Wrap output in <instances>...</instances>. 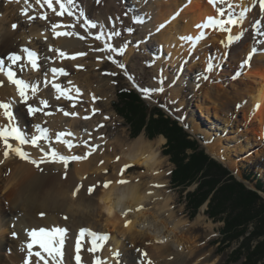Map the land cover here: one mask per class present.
<instances>
[{
    "label": "bare ground",
    "instance_id": "obj_1",
    "mask_svg": "<svg viewBox=\"0 0 264 264\" xmlns=\"http://www.w3.org/2000/svg\"><path fill=\"white\" fill-rule=\"evenodd\" d=\"M12 1V4H9L11 0L0 3V13H8L13 21L19 23V29L0 33V57H3L0 60L4 62L3 72L15 70L14 79L23 80L28 85H34L37 79L27 82V73L44 72L41 77L43 87H38L35 92L32 89L25 90L28 99L24 102L17 86L1 73L0 103L10 105L13 119L10 125L9 118L4 115L5 110L0 108V129L13 126L12 123L18 121L17 116L22 115L25 122L18 123V128L26 135V139L30 140L35 135L41 136L37 125L47 129V132L35 146L31 143L20 144L9 137V148L3 139H0V264L3 262L1 252L6 245L3 238L8 234L10 240L7 245L14 244L13 247L10 245V260L13 264H25L26 261L28 264H77L76 256H81L84 248L80 253L72 250L75 257L69 253L73 236L71 238L63 235L61 252L63 253L65 248L68 253V258L64 260L60 256L54 258L49 255L39 243H33L34 238L29 235L35 232V240L47 242L52 239L50 246H58L57 242L61 237L54 230L65 231L68 224L77 227L90 226L83 238L78 235L84 241L93 240V233L104 237L103 240L97 241L102 246L96 251L90 250L92 245L87 248V255L91 256V259H80V264H203L204 260L197 255L201 248L196 246V240L189 239L190 245H184L186 224L175 218L170 207L171 198L163 191L165 182L162 181L163 173L159 171L163 158L159 150L165 139L159 137L149 141L143 135L129 142L123 136L110 141L102 138L105 135L103 130H106L105 121L110 116L100 119V105L105 102L108 89L102 84L98 85L100 79L91 71L92 67L97 70L105 68L109 53L104 50L91 53V45L87 46L85 42L99 36L98 40H102L106 49L113 50L115 34L121 24V5L115 3V0H75L74 4L67 6L72 15H65V12L57 16L47 5L41 7L36 0H27V3L25 0ZM138 1V6L144 4L147 7V15L152 14L151 32L154 41L164 50L165 58L157 57L156 67L165 61V64L179 69V61L187 58V53L194 51L196 55L199 48L200 51L207 50L203 47L206 43L211 44L215 52L226 54L232 64L238 63V66H241L244 72H241L240 84L243 88L233 87L236 88L235 97L243 101V116L245 119L248 116V124L257 125L261 136L259 139L264 141V32L261 31L262 25L264 29V11L260 8V0H215L214 3L209 0ZM55 7L59 11V5ZM231 7L236 8L240 15L239 19H236L238 23L225 25L231 29L230 32L223 31L218 26H206L210 17L215 20H227L230 15H236L238 12L232 13ZM16 9L22 15L18 19L10 14ZM24 9H27L26 15L22 14ZM31 9H34L35 13ZM98 11L102 13L97 16L101 22L91 27V24L97 22L94 14ZM220 12L224 14L220 15ZM32 15H37L38 19L31 21L29 17ZM41 15H46L47 18L41 19ZM53 24L58 25L55 30ZM56 32L72 35L58 36ZM21 36L23 41L31 36L39 39L35 43L38 47L33 44L29 46L32 51L37 48L42 49L40 52L45 51L41 55L44 57V66L36 59L38 67L33 68L28 55L24 56L23 51L22 62L13 63L9 59L12 54L21 53L20 46L25 45L17 42V38ZM229 36H239L240 39H233L229 43ZM253 48L257 51L245 64L244 61ZM194 52L191 55H194ZM79 53L84 55H78ZM203 54L206 56V53ZM88 59L92 62L87 63ZM199 59L201 68L206 67L205 57ZM191 60L195 61V58H190L189 61ZM195 64L193 62L189 65L188 70L192 71ZM53 69H63V74L57 71L55 75L51 71ZM65 76H68L69 80L64 83L62 80ZM44 86L49 88L51 94L47 93ZM56 86H59V90ZM202 92L205 100L216 104L215 100L220 95L216 88L213 90L205 84ZM178 95L179 92L175 96ZM29 97H32L33 101H29ZM41 101H47V106ZM225 104L229 102L220 103L223 107ZM29 105L41 110L29 115ZM65 112L69 115H65ZM73 113L75 115H72ZM68 117L70 122L66 124L65 119ZM95 117L97 121L100 119L99 126L92 124ZM195 130L198 132L197 127L190 131ZM205 146L211 156L234 168L235 164L226 162L219 154L216 144ZM16 147L21 148L28 157L21 159L16 155L12 151V148ZM79 149L82 152H79ZM6 151L7 158L4 155ZM89 152L91 154L87 159L74 160L72 171L70 160H67L65 166V162L59 159L60 156H85ZM48 157L56 162L48 164L50 159L48 162L42 159ZM31 158H37L38 162L33 163ZM130 167L143 169L146 180H143L144 175L127 177L125 173ZM111 169L114 172L110 174ZM235 174L241 178L237 172ZM74 178L81 180L83 184L76 187L78 184ZM105 183H108L107 187L104 186ZM80 187L83 188L81 192L74 190L81 189ZM89 188H93L91 193ZM126 221H131L127 227ZM41 229L45 231L41 233ZM29 244H32L31 248L28 247ZM37 253L39 255H36Z\"/></svg>",
    "mask_w": 264,
    "mask_h": 264
},
{
    "label": "rangeland",
    "instance_id": "obj_2",
    "mask_svg": "<svg viewBox=\"0 0 264 264\" xmlns=\"http://www.w3.org/2000/svg\"><path fill=\"white\" fill-rule=\"evenodd\" d=\"M138 2V0H115V3L121 5L123 11L120 15L121 24L119 30L116 31L118 35L115 34V40L113 41V50L106 49L102 40H98L96 37L89 40L90 42H85L87 46L91 45V53L98 52V50H104L107 54L109 53V56L107 57L108 63L105 68L97 70L96 68L92 67L93 70L91 71L95 77L100 79L98 85L102 84L104 88L108 89L106 92V100L103 105H100V109L102 111L100 119L104 118V116H110L105 121L106 130H103L105 135H103L102 138L110 141L115 137L123 136L126 137L127 142H129L139 135H143L149 141L163 137L162 135H159L150 140L146 137L145 132L142 130L138 136L133 138L130 134L129 125L125 123L122 116L115 112L114 105L119 102L116 96L117 90L120 88L132 89L140 94L142 99L149 107L160 108L166 116L176 120L179 126L183 125L189 130H192L193 127H197L198 132L196 130L194 132L192 131L193 135L186 132L188 139L195 140L199 147L203 149V151L212 160L214 159L212 156H210L205 145L216 144L219 154L226 160V162H229L232 165L235 164V166L232 168L228 165H225L223 162L222 163L224 165L216 160L214 161L226 168L238 182H241L239 179L245 180L244 176L248 177L249 180H245V183L247 184L246 186L248 187H246L242 182L241 183L246 189H253L252 191H255L264 201V192L255 188L258 182L264 187V141L259 139L261 136L259 135L260 131L258 130L257 125L255 123L248 124V116H246V119L245 116H243L245 111L241 108L243 101L241 102L235 97L234 92L236 88H233L234 86H240V88H243V86L240 84L242 74L244 72L241 66L239 67L238 63L232 64L226 54H222L219 51L215 52V50L212 49L213 47L211 44L206 43L207 45L204 44L203 47L208 51L202 49V51H200L199 48V50L196 51V55L194 51H190V53H187V58H184L182 62L179 61L181 65L179 69H176V67H171L170 64H165V61H162L161 65L156 67V58L159 56L163 57L164 50L158 45V43L154 41V37L151 32L153 28L152 14L151 16L150 14L147 15V7L144 4L138 6ZM0 3L4 4L6 3V0L5 2L0 1ZM12 3L13 1L11 0L9 4ZM232 8L233 7H231L232 13L238 12L236 11V8ZM31 10L33 13H35L34 9ZM6 14L8 16L0 13L1 34L8 31L9 29L14 31L19 29V23L16 22V20L13 21L8 13ZM10 14H12V16L17 19L22 17L20 11L17 9ZM101 14V11H98L94 14L96 17L95 21H97L95 25H98L101 22L97 17ZM229 14L230 13H228V15ZM239 15L240 14L238 12L236 15H230L229 17H233L232 19L236 20L239 19ZM30 17H34V19H30L31 21L38 19H36L37 15H32ZM263 23L264 20L262 24ZM13 25H16L15 29L13 28ZM261 31L264 32L263 25ZM29 38L26 37V41H23L22 36L17 38V42L20 44H25L20 46V52L23 51L24 47L27 46L28 50H31V46H29L31 44H33L35 47H38L35 45V43L39 41V39L32 36ZM92 48L94 49L92 50ZM40 50L42 49H34V51L37 53V60L40 62L41 66H44V57L41 55H43L45 51L43 53L40 52ZM192 52H194V55H191ZM203 52L206 53V56L203 54ZM23 55L27 56L28 54L23 52ZM17 56L21 57V59L18 61L22 62V59H24L22 52L18 53ZM193 57L195 58V61H189V59ZM199 57H205L204 61H207L205 62L207 64L206 67L201 68L200 63H198L201 60ZM0 59H3V57H0ZM86 62L91 63L92 61L91 59H88ZM193 62L196 64L192 67V71L188 70V66L192 65ZM1 73L3 74L2 71H0V74ZM53 73L55 74V72ZM43 74L44 72L41 71H33L27 73L25 78L27 82L37 79V82L34 83L37 89L38 87L41 88L42 86L41 77ZM67 79L69 80V77L65 76L62 82H67ZM202 79L204 80L201 81ZM64 83H62L63 86H65ZM205 84L210 88H213V90L216 88L218 93H220L218 99L215 100V105L202 97L203 86ZM29 86L31 85L29 84ZM44 88L47 93L51 94V92L48 90V87L44 86ZM145 89L148 91L145 92ZM26 90L31 91V87L27 88ZM177 92H179V95L176 97L175 95ZM28 94L30 96L31 92ZM29 98V101H33L32 97ZM221 101H225L227 103L229 102V104H225L223 107L220 105ZM100 119L97 121L95 117L92 124L99 126ZM17 120L18 121H14L12 124L17 125L18 123L23 124L25 122V118L22 115H18ZM69 122L70 118L68 117L65 119V123L68 124ZM19 124L17 126H19ZM23 131L27 132L28 130ZM31 132L34 131L31 130ZM58 133L59 132H57V134ZM95 135L96 133L93 134L92 137L95 138ZM60 137L62 138L63 136ZM163 138L165 139V142L159 150L163 161L159 171L163 173L162 181L165 182L163 191L171 198L170 207L173 209L175 218L180 219L186 224L187 231L185 232V241L183 243L185 246H189V239L196 240V246L201 248L197 251V255L201 260H204L203 264H226L227 260L232 259L229 258L231 252L237 249L239 245L244 244L246 239H251V233L254 227L248 225L245 228L246 234L244 236L241 235L237 239L228 241L227 239L230 236L228 235V237L225 238L222 234V229L224 227L223 219H227V217L231 214L229 212L223 214L219 213V216L221 217L217 218L215 221L209 218L207 211L212 196H208L204 203L196 210H188L186 208V196L188 193L194 192L198 187V184L192 183L185 187L170 185L169 180L172 170L175 166L171 163L169 156L162 154L165 144L167 143L166 138ZM79 152H82V150L79 149ZM187 152L190 153L191 151L188 150ZM36 159L37 158H31V161L34 160L35 162H38ZM42 159L48 162L50 157H48V159ZM50 160L51 161H49L48 164L56 162L54 159ZM68 160L71 162L70 167L72 171L74 169L72 166L74 160L71 158ZM233 170L236 171L241 178H238V176L235 174L236 172H233ZM113 172L114 170L111 169L109 173L111 174ZM144 173L145 171L141 168L130 167L126 170L125 174L127 177H133L144 175ZM146 178L147 176L144 175L143 180H146ZM74 181L77 182L78 186L83 184V182L77 178H74ZM74 181L73 184L75 183ZM74 190L76 191L75 188ZM81 190H83V188L79 189L80 192ZM211 204H213V202ZM89 227L90 226L88 225L77 227L70 226L68 224L66 230L64 231V235L65 237L71 236V238L73 236L72 246L69 251L72 256L75 257V255L72 253V250L75 246L74 243L76 242L75 237H80L78 236L79 234H77V232L80 233L81 230H88ZM78 229L80 231H78ZM96 233L98 234V231ZM9 235L10 234L3 238V240L6 242V245L4 250L1 252V260L3 261L1 264H13L10 260V256L12 255L10 249L11 244L7 245L8 240H10ZM261 240H264V238L257 240L253 239L251 242L253 246L251 250H253L255 247H258V242ZM91 243V239L89 241L86 239V241L83 242L81 247L82 249L84 248V250L82 251L81 256L79 255L81 260L91 259V256L87 255V248L92 245ZM11 246L13 247L14 244ZM62 247L63 245L61 246V250ZM80 252L81 251H79V253ZM185 252H187V250ZM240 253H243V250H241ZM62 258L64 260L68 258V253L65 248L63 250ZM233 258V262H230L229 260L228 264L243 263V259H240L239 255L235 254ZM261 263H264V257L262 258Z\"/></svg>",
    "mask_w": 264,
    "mask_h": 264
},
{
    "label": "trees",
    "instance_id": "obj_3",
    "mask_svg": "<svg viewBox=\"0 0 264 264\" xmlns=\"http://www.w3.org/2000/svg\"><path fill=\"white\" fill-rule=\"evenodd\" d=\"M116 96L119 102L114 105L115 112L129 125L133 138L142 130L150 140L159 135L166 138L167 143L162 154L169 156L175 166L169 180L170 185L185 187L192 183L198 184L196 190L186 196L188 210H196L208 196H212L207 211L209 218L215 221L221 217L219 213L231 214L223 219L222 234L225 238L230 236L228 241L244 236L248 225L254 227L251 239H246L244 244L231 252L230 262H233L236 254L243 259L242 264H264L261 263L264 257V240L259 241L258 247L251 250L253 239L264 238L262 198L255 191L246 189L226 168L212 160L195 140H189L186 131L178 122L166 116L160 108L149 107L132 89L120 88ZM188 150L191 152L188 153ZM244 178L249 180L248 177ZM255 188L264 192V187L259 182ZM241 250L243 253H240Z\"/></svg>",
    "mask_w": 264,
    "mask_h": 264
},
{
    "label": "snow or ice",
    "instance_id": "obj_4",
    "mask_svg": "<svg viewBox=\"0 0 264 264\" xmlns=\"http://www.w3.org/2000/svg\"><path fill=\"white\" fill-rule=\"evenodd\" d=\"M75 0H36V3L37 4H40L41 7H43L44 5H47V7L49 9H51L57 16H61L63 15L65 12H67L68 15H72V12L68 9V5H72L74 4ZM97 2H99V0H97ZM210 3H214L215 0H209ZM25 3H27V0H25ZM55 5H59V11L57 10V8L55 7ZM260 8L262 11H264V0H260ZM247 9H245L246 11ZM22 14L26 15L27 14V9H24L22 10ZM224 13L223 12H220V15H223ZM81 15H83V12H81ZM41 19H46V15H41L40 16ZM29 19H34V17H29ZM238 23L237 20H234L232 19L231 17H229V19L227 20H215L213 18H209V21H208V25L206 26H218L221 30L223 31H231L230 28H226L225 25H234ZM91 27H95L96 25L95 24H91L90 25ZM58 27V25L56 24H53V29L55 30L56 28ZM13 28L15 29L16 28V25H13ZM56 35H72V33H61V32H56L55 33ZM118 35V33H116ZM97 39H100L99 36L96 37ZM233 39H240L239 36H236V37H232V36H229V43H231L233 41ZM110 47V46H108ZM24 52H26L28 54V57H29V60H30V63L32 64L33 68H37L38 65H37V61H36V54L34 52H31L29 51L28 49H24L23 50ZM257 50L255 48H253L251 50V52H249L248 54V58L244 61L245 64L248 63L249 60H251L252 58V55L256 52ZM61 55H65L64 53H61ZM78 55H84V53H79ZM9 59L12 60L13 63H16V61L20 60L21 57L15 55V54H12L11 56H9ZM3 60H0V71H3ZM59 71L61 74H63V69H53V72H57ZM8 75V78L9 80L14 83L16 86H17V91L19 92V95L22 97V99L24 101H26L28 99V97L26 96L25 94V90L29 87H31L32 91L35 92L36 91V86L35 85H31L29 86L25 81L23 80H19V79H14V73H12L11 71H9L7 73ZM57 89L59 90V86H56ZM77 91H79L77 89ZM145 92H147L148 90L145 89L144 90ZM59 99V97H57ZM42 104H44L45 106H47V101H41ZM0 108H3L5 111H4V115L6 117L9 118V122H10V125H11V121L13 119V116H12V112H11V108H10V105L9 104H4V103H0ZM41 109H36V108H33L31 105L28 106V113L29 115H32L34 114L35 112L37 111H40ZM65 115H69V113H64ZM72 115H75V113H73ZM37 129L40 131L41 133V136H36V137H32L30 140L29 139H26L24 137V135L21 134L19 128L15 127L14 125L13 126H10V127H7V128H3V129H0V139H3L4 143L6 145H8V138L11 137L15 140H18L20 144H27V143H31L33 144L34 146L36 145L37 141L41 138L44 137V135L46 134L47 132V129H42L40 128L39 125L36 126ZM59 139V137H58ZM9 148H11V145H8ZM94 150V149H93ZM12 151L15 152L16 155L20 156L21 159H26L27 158V155L22 151L21 148L19 147H16V148H12ZM91 153L89 152L88 154H86L85 156H73L71 157V159L73 160H84V159H87V156L90 155ZM5 155V158H7L8 156V152L6 151L4 153ZM54 155H56L54 153ZM60 160L64 161L65 162V166H67V160L69 158L67 157H63V156H60L59 157ZM33 163H35V161H32ZM110 183V182H108ZM108 183H105V187L108 186ZM120 183H124V181H120ZM79 191V188L76 189V192ZM89 193H91L93 191V188H89L88 189ZM76 192L73 193V195L76 194ZM126 215V213H125ZM131 221H126L125 222V227L128 226V224H130ZM45 230L41 229L40 232L43 233ZM55 232L59 233L60 235V239L59 241L57 242L58 246H50L52 245V239H49L47 242H45L44 240H40V241H37L35 240V236H36V233L35 232H32L30 233L29 235L32 236L34 239H33V243H39L40 244V247L42 249H44L45 251H47L49 253V255L53 256L54 258L56 256H60L62 258L63 256V253L61 252V246L63 245V235H64V230L62 229H56L54 230ZM80 236L81 238H83L84 236V231L82 230L81 233H80ZM93 236V240H92V248L90 249L91 251H96L99 247L102 246V244L100 243H97L98 240H103L104 237H100V236H97L96 234H92ZM29 248L32 247V244H29L28 245ZM76 248H77V253H79V249H80V242L79 240L77 241V245H76ZM29 255H31V253H29ZM36 255H39V253H37ZM145 255H147L145 253ZM76 261H77V264H80V256L79 254H77L76 256ZM25 264H28V262L26 261ZM99 264V262H98Z\"/></svg>",
    "mask_w": 264,
    "mask_h": 264
},
{
    "label": "water",
    "instance_id": "obj_5",
    "mask_svg": "<svg viewBox=\"0 0 264 264\" xmlns=\"http://www.w3.org/2000/svg\"><path fill=\"white\" fill-rule=\"evenodd\" d=\"M181 127H183V129L186 131V132H188V133H190V134H192V132L189 130V129H187L185 126H183V125H180ZM193 135V134H192ZM196 137V136H195ZM211 156V155H210ZM213 157V156H212ZM213 159L214 160H216V161H218L219 163H221L222 165H224L222 162H220L219 160H217V159H215L214 157H213ZM233 174V173H232ZM235 177H237V176H235ZM243 184H245V186L247 185L245 182V180L243 179H239ZM246 187H248V186H246ZM251 189V188H250ZM251 190H253V189H251ZM260 193V192H259Z\"/></svg>",
    "mask_w": 264,
    "mask_h": 264
}]
</instances>
